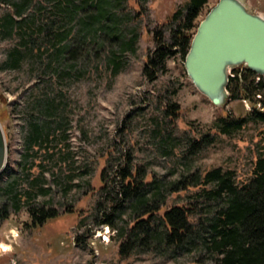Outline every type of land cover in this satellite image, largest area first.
I'll use <instances>...</instances> for the list:
<instances>
[{
  "label": "rangeland",
  "instance_id": "1",
  "mask_svg": "<svg viewBox=\"0 0 264 264\" xmlns=\"http://www.w3.org/2000/svg\"><path fill=\"white\" fill-rule=\"evenodd\" d=\"M188 1L0 0L9 166L0 176V246L9 247H0V264H213L200 228L180 245L166 242L159 210L193 202L207 220L203 175L222 167L247 180L264 155V122L222 131L227 113L245 117L251 103L214 105L180 53L154 79L144 75L154 32L168 37ZM243 1L264 15V0ZM217 2L208 0L197 26ZM204 135L214 141L193 147ZM134 173L139 194L128 198L125 177ZM30 207L55 214L32 226ZM151 212L159 225L120 252L133 222Z\"/></svg>",
  "mask_w": 264,
  "mask_h": 264
},
{
  "label": "trees",
  "instance_id": "2",
  "mask_svg": "<svg viewBox=\"0 0 264 264\" xmlns=\"http://www.w3.org/2000/svg\"><path fill=\"white\" fill-rule=\"evenodd\" d=\"M207 2L208 0H189L184 10L175 12L168 37L164 36L161 30L154 32L157 46L147 56L144 75L154 79L158 73L165 72L167 60L177 53H180L185 61L199 26L195 24V20ZM242 67L244 71L240 75ZM232 74L229 75L227 84L228 98L247 100L252 109L247 116L237 119H231L227 113L223 119L224 132L230 128L240 129L249 120L264 122V77L244 65L234 68ZM177 107L176 103H170L166 111L177 114ZM213 141V138L204 135L193 147ZM7 167L0 176L9 174ZM139 171L140 168L137 172ZM136 176L134 173L125 177L123 192L128 198L139 194L141 182L136 180ZM236 177L235 170L222 167L205 172L199 187L204 190L202 196L213 205L207 220L199 215L193 202H183L171 207L162 206L158 220L166 228V242L180 245L200 228L203 250L211 256L213 264H264V155L256 157L247 180L238 182ZM191 179H194V175ZM208 184L212 187L206 188ZM188 188L190 187L185 190ZM142 200L143 198L138 199ZM29 213L32 217L31 224L35 226L45 222L48 216L55 214V210L30 207ZM3 217L0 207V218ZM157 225L159 224L153 212L149 213L148 217L144 216L133 222L127 235L128 241L121 245L120 252H125L127 245H139L143 241V235L152 232Z\"/></svg>",
  "mask_w": 264,
  "mask_h": 264
},
{
  "label": "water",
  "instance_id": "3",
  "mask_svg": "<svg viewBox=\"0 0 264 264\" xmlns=\"http://www.w3.org/2000/svg\"><path fill=\"white\" fill-rule=\"evenodd\" d=\"M195 86L214 105L228 99L229 68L245 65L264 76V15L243 0H218L200 22L185 57ZM8 162V143L0 121V174Z\"/></svg>",
  "mask_w": 264,
  "mask_h": 264
},
{
  "label": "bare ground",
  "instance_id": "4",
  "mask_svg": "<svg viewBox=\"0 0 264 264\" xmlns=\"http://www.w3.org/2000/svg\"><path fill=\"white\" fill-rule=\"evenodd\" d=\"M2 248H3V250H4V251H6V250H8V249H9V247H8V246H6V245H4Z\"/></svg>",
  "mask_w": 264,
  "mask_h": 264
},
{
  "label": "built area",
  "instance_id": "5",
  "mask_svg": "<svg viewBox=\"0 0 264 264\" xmlns=\"http://www.w3.org/2000/svg\"><path fill=\"white\" fill-rule=\"evenodd\" d=\"M243 71H244V67H242V68L240 69L239 74L241 75V72H243ZM232 75H234V74H232Z\"/></svg>",
  "mask_w": 264,
  "mask_h": 264
},
{
  "label": "clouds",
  "instance_id": "6",
  "mask_svg": "<svg viewBox=\"0 0 264 264\" xmlns=\"http://www.w3.org/2000/svg\"><path fill=\"white\" fill-rule=\"evenodd\" d=\"M0 247H3V246H0Z\"/></svg>",
  "mask_w": 264,
  "mask_h": 264
}]
</instances>
